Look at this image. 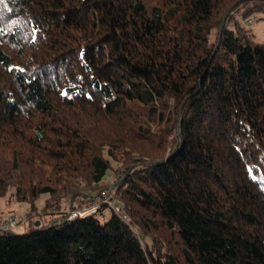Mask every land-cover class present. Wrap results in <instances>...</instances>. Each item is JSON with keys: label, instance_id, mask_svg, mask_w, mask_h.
I'll use <instances>...</instances> for the list:
<instances>
[{"label": "trees", "instance_id": "1", "mask_svg": "<svg viewBox=\"0 0 264 264\" xmlns=\"http://www.w3.org/2000/svg\"><path fill=\"white\" fill-rule=\"evenodd\" d=\"M259 12L0 0V197L30 206L0 264H264V41L232 18Z\"/></svg>", "mask_w": 264, "mask_h": 264}, {"label": "rangeland", "instance_id": "2", "mask_svg": "<svg viewBox=\"0 0 264 264\" xmlns=\"http://www.w3.org/2000/svg\"><path fill=\"white\" fill-rule=\"evenodd\" d=\"M233 19L237 21L240 25L243 27H250L252 29L253 38L257 41H264V13H255L252 17H254V20L250 23H247L244 21L239 14L233 13ZM115 169V168H114ZM120 169L116 168V170H111L106 174L105 181L108 184L107 188H111L114 186L116 182L119 181V178L117 177L120 173ZM46 195H41L36 201H35V209L32 211V215L30 217V221L38 222L41 220L42 224H45L48 222V217L45 214H42L41 208L44 205ZM85 205V204H84ZM64 209H67L68 204L66 202L63 203L62 206ZM29 204L25 202H17L15 199L11 198L8 194H5V196L0 197V216L2 214L10 212H15L17 215L21 216L23 219L26 218V213L29 211ZM26 224L24 222L18 223L16 226L12 228V230L16 233H21L25 231ZM144 239L150 243V240L148 237H144Z\"/></svg>", "mask_w": 264, "mask_h": 264}, {"label": "built area", "instance_id": "3", "mask_svg": "<svg viewBox=\"0 0 264 264\" xmlns=\"http://www.w3.org/2000/svg\"><path fill=\"white\" fill-rule=\"evenodd\" d=\"M247 23L250 22V19L246 21ZM108 194L105 192H102L99 198L91 199L86 204L76 210H70L68 213L69 218H74L76 216H86L90 215L97 211L101 203L108 202ZM112 206L115 211H119L120 206L116 203H112ZM23 218L19 215H17L15 212H7L5 214H2L0 216V229H8L13 228L18 223L22 222Z\"/></svg>", "mask_w": 264, "mask_h": 264}, {"label": "water", "instance_id": "4", "mask_svg": "<svg viewBox=\"0 0 264 264\" xmlns=\"http://www.w3.org/2000/svg\"><path fill=\"white\" fill-rule=\"evenodd\" d=\"M225 18H226V16H224V18H223V21H222V24H221L220 29H222V27H223V25H224ZM35 224L38 225V222H36Z\"/></svg>", "mask_w": 264, "mask_h": 264}]
</instances>
